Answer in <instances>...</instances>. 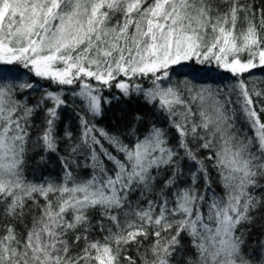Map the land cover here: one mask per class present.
<instances>
[{
	"label": "snow or ice",
	"instance_id": "snow-or-ice-1",
	"mask_svg": "<svg viewBox=\"0 0 264 264\" xmlns=\"http://www.w3.org/2000/svg\"><path fill=\"white\" fill-rule=\"evenodd\" d=\"M257 69L248 0H0V264H264ZM133 99L151 118L99 126Z\"/></svg>",
	"mask_w": 264,
	"mask_h": 264
},
{
	"label": "trees",
	"instance_id": "trees-1",
	"mask_svg": "<svg viewBox=\"0 0 264 264\" xmlns=\"http://www.w3.org/2000/svg\"><path fill=\"white\" fill-rule=\"evenodd\" d=\"M249 3L254 4L257 9L264 6L262 4V0H248ZM255 77L257 81H264V73H261L260 70H254ZM205 79L208 76L218 77L219 73L215 70H211L207 74L202 72L200 74ZM27 79V77H25ZM38 84L41 87L40 90L34 91L32 97L30 98V103H35L37 100L40 99L42 92L45 90H54L56 88L55 85H50L48 81L45 80H38ZM67 91V89L65 90ZM115 91V90H113ZM105 95H109L108 92H105ZM78 110L76 105L71 103V99L69 98V106L67 108L60 109L61 121L58 124L57 132L62 133L65 126L71 128L73 133L75 134L77 131L76 125V116L75 112ZM143 112L144 114L148 115L151 118L150 109L146 106L142 105L138 100L133 99L131 103L119 104L113 103L110 108L106 109L104 116L102 119L98 120V124L100 127H104L107 130L114 131L118 129H123L125 125V120L122 117L126 115H130L134 112ZM41 117H37L36 122L39 123ZM64 153L61 152V155ZM39 151L37 150L36 153L32 154L31 158L28 160V164L26 167V173L29 179H32L33 176H39L40 174L51 175L53 177L57 176L60 172V164L56 157L53 155L51 156L46 163L41 164L38 162ZM264 226V221H257L255 227L253 228L254 236L253 240L257 236H259V232L257 231L258 228Z\"/></svg>",
	"mask_w": 264,
	"mask_h": 264
}]
</instances>
